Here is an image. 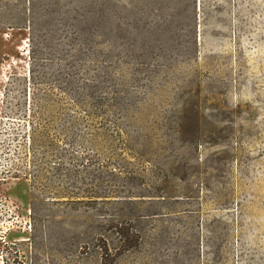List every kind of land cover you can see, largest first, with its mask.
<instances>
[{"label":"rangeland","instance_id":"374dc122","mask_svg":"<svg viewBox=\"0 0 264 264\" xmlns=\"http://www.w3.org/2000/svg\"><path fill=\"white\" fill-rule=\"evenodd\" d=\"M73 1L0 0V264H264V0H87L97 62L83 72L106 105L85 119L77 75L41 119L32 13L34 50L48 55L43 37ZM38 122L53 124L50 138H31ZM82 139L138 174L109 195L133 204L72 203L88 193L69 177L43 190L42 159L80 152ZM130 208L137 250L80 249L95 217Z\"/></svg>","mask_w":264,"mask_h":264},{"label":"trees","instance_id":"16d2710c","mask_svg":"<svg viewBox=\"0 0 264 264\" xmlns=\"http://www.w3.org/2000/svg\"><path fill=\"white\" fill-rule=\"evenodd\" d=\"M33 0V7L35 6ZM81 2V4H80ZM87 0H74V6L58 12V23L50 30L44 37V41L49 45V54L45 55L43 49L34 50L33 34L37 33V26L35 17L37 14L32 13V20L30 21V30L32 31V50L31 63L29 71V80L33 88L30 89L31 98L36 102L35 114L43 119L44 114L52 103L58 101L59 96L69 95L72 90L69 87L74 82H79L75 76H85L83 89L85 93V101H79L80 108L93 107L89 112H85L86 118H95L97 110L106 105V93L102 92V88L98 86L99 78L94 79L87 73L88 70L83 69L92 64H95V56L97 53L91 41L92 28L89 22L90 15L87 11ZM85 3V4H84ZM7 6L6 3L0 2V7ZM33 9V8H32ZM49 15V13H48ZM43 55L46 56L43 58ZM65 70L74 71L73 74H66ZM76 80V81H75ZM97 90V94L96 93ZM59 92V94H58ZM117 100V98H116ZM75 118L70 122L73 124L69 127H64L61 131L66 132L73 130L77 125ZM55 127L49 123H33L30 126V131L38 138H50V132L54 131ZM76 138H87L76 135ZM82 151L75 152L69 155L56 152L49 157L42 159L43 170L47 174H53L50 184L42 187L48 194H53L57 190H53L52 186L56 182V178H67L73 181V185L79 191L88 193V196L81 197L75 194L72 203L80 204L84 202L85 198L89 203L93 202H107L108 204L124 205L133 204L131 197H113L118 199H111L110 193L120 188L119 180L125 175L124 181L126 183H134L137 180L138 174L130 172L120 164H113L111 158L107 160L102 154L104 153L103 145L93 142L91 140L82 139ZM96 191H105L103 196H98ZM124 209L120 213L105 214L103 216L95 217L90 229L91 234L87 236V241L80 243L79 247L82 250H89L95 253H101L109 258L112 252L116 258L121 255L128 254L137 250L140 247V237L137 227L138 218L135 208H130L127 215H124ZM107 231L110 236H107ZM86 238V237H85ZM84 238V239H85ZM107 261V259H106ZM111 259V262L112 263Z\"/></svg>","mask_w":264,"mask_h":264}]
</instances>
